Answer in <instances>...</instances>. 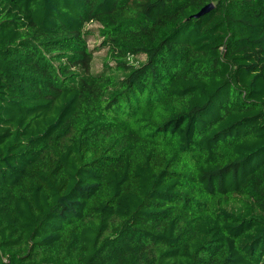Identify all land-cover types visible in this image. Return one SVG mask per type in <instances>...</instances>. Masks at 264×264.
<instances>
[{"label":"trees","instance_id":"trees-1","mask_svg":"<svg viewBox=\"0 0 264 264\" xmlns=\"http://www.w3.org/2000/svg\"><path fill=\"white\" fill-rule=\"evenodd\" d=\"M234 258L264 264V0H0V264Z\"/></svg>","mask_w":264,"mask_h":264},{"label":"snow or ice","instance_id":"snow-or-ice-1","mask_svg":"<svg viewBox=\"0 0 264 264\" xmlns=\"http://www.w3.org/2000/svg\"><path fill=\"white\" fill-rule=\"evenodd\" d=\"M208 179L210 182L224 181V180L229 179V172L225 171L223 173H213V174L208 176ZM233 264H239V261L234 258Z\"/></svg>","mask_w":264,"mask_h":264},{"label":"water","instance_id":"water-1","mask_svg":"<svg viewBox=\"0 0 264 264\" xmlns=\"http://www.w3.org/2000/svg\"><path fill=\"white\" fill-rule=\"evenodd\" d=\"M214 4H209L207 6H205L204 8H202L197 14H195L193 17L194 18H200L202 16H204L205 14H208L209 12H211L214 9Z\"/></svg>","mask_w":264,"mask_h":264},{"label":"rangeland","instance_id":"rangeland-1","mask_svg":"<svg viewBox=\"0 0 264 264\" xmlns=\"http://www.w3.org/2000/svg\"><path fill=\"white\" fill-rule=\"evenodd\" d=\"M94 42H95L94 38H91V39H90V45L93 46ZM103 55H105V51L100 52V54H98V55H97V58H96V59H97V64H96V66L99 67V68H101V66H102V63H101L100 57L103 56Z\"/></svg>","mask_w":264,"mask_h":264}]
</instances>
